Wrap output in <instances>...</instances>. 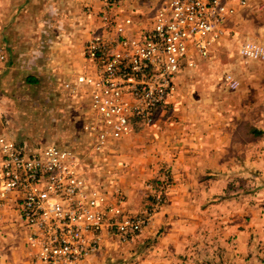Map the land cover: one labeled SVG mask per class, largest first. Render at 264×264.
<instances>
[{"label": "rangeland", "instance_id": "1", "mask_svg": "<svg viewBox=\"0 0 264 264\" xmlns=\"http://www.w3.org/2000/svg\"><path fill=\"white\" fill-rule=\"evenodd\" d=\"M8 1L14 10L45 11L31 33L37 36L36 41L27 51L16 53L20 54L18 59L3 69L0 133L33 147L51 143L85 147L80 122L64 112L68 103L89 106L86 97L70 94L76 78L66 95L60 93V84L53 75L41 77L42 82L36 87L27 86L24 80L38 67L46 72L55 63L51 62V49L47 46L40 57L34 55L36 60L33 51L48 40L57 42L56 36L60 34L78 39L82 46L76 47L77 54L84 56L87 36L95 29L90 26L87 31L86 24L94 21L95 25V20L83 15L77 33L71 32L72 28L60 32L59 24L71 21L70 10L85 13L90 5L95 10H103L102 7L93 0ZM31 1L34 6H30ZM159 2L125 0L116 8L123 16L139 14L143 22L152 19V9ZM0 7L6 10L4 0H0ZM49 10H63L68 17L53 15ZM255 19L249 30L252 36L242 35L247 30L238 21L228 25L227 35L209 58L197 60V67L184 68L177 75L175 93L157 109L152 122L138 123L129 137L111 144L106 154L97 155V176L125 194L127 212L140 214L152 210L153 217L132 240H106L100 251L81 264H215L209 252L217 244L224 249L217 263L264 264V61L242 57L239 44L243 39H234L240 35L264 41V29L259 26L264 19L259 15ZM56 49L53 54L62 58V47ZM67 55L65 51L64 58ZM80 56L79 60L73 56L69 60L67 56L66 66L69 68L74 59L79 63L74 69L83 68L86 59ZM7 69L14 70L12 79L5 77ZM73 70L65 71L67 79L72 78ZM229 73L239 81L236 88L226 82ZM180 146L187 160V170L182 173L174 169L172 163L176 159L170 154ZM198 151L202 157H210L202 160L206 172L193 170L192 160L199 155ZM159 197L162 202L156 206ZM187 235L193 238L185 249L183 237ZM177 236L182 245L172 254L167 248ZM23 249L24 230L18 214L3 206L0 264H9L12 254Z\"/></svg>", "mask_w": 264, "mask_h": 264}, {"label": "built area", "instance_id": "2", "mask_svg": "<svg viewBox=\"0 0 264 264\" xmlns=\"http://www.w3.org/2000/svg\"><path fill=\"white\" fill-rule=\"evenodd\" d=\"M123 1L101 0L103 10H86L95 29L70 94L86 97L89 106L68 103L65 109L80 122L86 146L33 147L0 133V208L18 214L29 264H81L106 240L126 243L152 222V210L127 212L125 194L97 176L95 159L138 123L152 122L175 93L177 75L209 58L227 22L257 0H160L143 22L137 13L117 10ZM239 54L264 61V44L242 40ZM9 58L0 27V80ZM226 82L239 85L231 73ZM161 202L157 198L156 206Z\"/></svg>", "mask_w": 264, "mask_h": 264}, {"label": "crops", "instance_id": "3", "mask_svg": "<svg viewBox=\"0 0 264 264\" xmlns=\"http://www.w3.org/2000/svg\"><path fill=\"white\" fill-rule=\"evenodd\" d=\"M4 1H5V9L6 10H1V7H0V27L3 30V37H4L5 41L7 42L9 48L12 49V57H13L14 61H16L18 59L17 56L20 55V54H16V53H19L21 51H27L31 47V44L36 41L35 38H37V36L32 35L31 33L35 29V26H37V19H38L39 15H41L42 12L44 13L45 10H32L31 8H29L28 10H26V9L14 10V8L12 9L11 6H9L10 1H8V0H4ZM33 1H31L30 6H32V5L34 6ZM93 1H94V4L98 5L99 7H102L101 0H93ZM260 3H264V0H257L256 2L251 4L250 6H248L246 8L239 9L237 14L235 16H233L227 22V24L225 26V34L227 35L228 25H231V24L236 23L238 21V24L242 23L241 26L246 27V30H247V31L243 30L242 35L243 36H252V34L249 30L252 27V22H254V20H256L255 15H259V18L262 17V19H264V7H260ZM91 4H93V3H91ZM90 6L92 7V5H90ZM49 11L53 15L58 14L61 16V15L65 14L63 12V10H49ZM81 11L80 10H70L71 17L69 16V18L71 19V21H69L67 19L66 23L63 22V24H61V25L59 24L58 29L60 30V32H63L64 29L69 30L70 28H72L71 32L77 33L79 31L80 26H81L80 22L82 20L83 15H84V17L85 16L88 17V19L90 18V16H88L86 14V12L81 13ZM66 16L68 17V15H66ZM74 18H76L77 20L73 21ZM93 22L86 24L87 31L90 28V26L92 28ZM6 23H8V25H5ZM9 25H10V27H9ZM255 25L257 26L256 23H255ZM259 26H262V28L264 29V23L262 25L259 24ZM77 27H79V28L76 29ZM88 36H89V34H88ZM242 37L240 35H235L234 39L237 38L236 39L237 42L242 40V39L243 40L251 39V37H245V38H242ZM6 39H8V40H6ZM257 39L258 38H256V39L253 38L252 40L264 44V41L257 40ZM77 40L74 36H71V38H68L67 36L60 34L59 36H56L57 42L50 41V43L47 46L48 48L51 49V51H50L51 56H52L51 62H55V63L54 64L51 63L49 66L50 68L47 67L45 69L46 74H48V76L53 75L54 77H56L57 82L60 84V91H61L60 93H64V95H66L65 92L68 91L69 84H71L75 80L77 75L81 71H83V68H80L78 70L79 67L77 69H74L79 64L74 59L71 61V66H69V68L65 64V60H66L67 56H68L69 60L71 59V56H73L74 58H78L80 56L79 54H77V48L76 47H79V46L81 47L82 44L80 42H77ZM58 46L62 47V52H61L62 58H64L65 51L68 52V55L65 56L64 59L60 58V55L56 56L55 54H53V51L56 52V50H57L56 48ZM212 53H213V51H212ZM80 58L84 59L85 56L81 55ZM78 60H79V58H78ZM51 65H53V67H51ZM38 70H39V67H38ZM72 70L75 71L74 74L72 75V78L67 79V77H65V71H72ZM5 72H6V73H4L5 77H11V79L13 78L14 70L7 69ZM36 86H37V84L33 85V87H36ZM197 153L199 155L195 156V158H193V160H192L193 162H195L192 165L194 167L193 170H195V172H200V173L203 170L206 172L207 166L204 165V162L202 160L209 159L210 157H207V156L202 157L199 151ZM170 154L172 155V157H175V159H176L175 162L172 163L174 169H176V172L179 171L180 173H182L183 171L187 170V168H186L187 167V163H186L187 160L185 159V153H183L182 146H180L178 148V151H175V153L170 152ZM172 159H174V158H172ZM192 238L193 237H190L189 235H187L186 237H183V239L186 242L185 249L187 248V245L190 243L189 240H191ZM180 239H181V237L177 236L171 240L172 241L170 243L171 247H170V249L169 248H167V249L169 251H171L172 254L175 253L177 246L179 247L182 245ZM219 245L220 244H217L215 246V248L213 247L214 250L209 252L210 254H213L215 264H220V263H217V261L219 259L218 255L224 253V249L220 248ZM227 254H228V251H227ZM30 260H31L30 250L25 243V232H24V249L19 254L13 253L12 259L9 262V264H29Z\"/></svg>", "mask_w": 264, "mask_h": 264}, {"label": "trees", "instance_id": "4", "mask_svg": "<svg viewBox=\"0 0 264 264\" xmlns=\"http://www.w3.org/2000/svg\"><path fill=\"white\" fill-rule=\"evenodd\" d=\"M50 43V41L48 40L47 42H46V44H45V42H43V44L41 45V44H39V45H41V47L37 50V51H33V56L34 55H36L37 57H40L43 53H44V48H45V46H48V44ZM36 56H34V59L36 60ZM33 59V66H35V60ZM15 62L14 61V59H13V57H12V51H11V49H10V58H9V62ZM8 62V63H9ZM39 73V74H36V73ZM47 76V74H46V72H44L43 70H42V68L41 69H39L38 71H36L35 73H33V74H29L28 76H26L25 77V84L27 85V86H30V87H33V85H39L41 82H42V79H41V77H46ZM64 109V108H63ZM68 116H70L71 117V119L73 120V121H77L76 120V118H74L70 113H68V112H66V110L64 111ZM259 133H262L263 131H258Z\"/></svg>", "mask_w": 264, "mask_h": 264}]
</instances>
